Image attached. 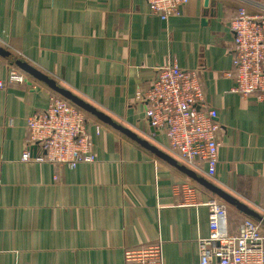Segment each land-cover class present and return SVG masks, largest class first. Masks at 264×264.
Returning a JSON list of instances; mask_svg holds the SVG:
<instances>
[{"label":"crops","instance_id":"0c3cea01","mask_svg":"<svg viewBox=\"0 0 264 264\" xmlns=\"http://www.w3.org/2000/svg\"><path fill=\"white\" fill-rule=\"evenodd\" d=\"M256 3L264 0H215L207 8L189 0L179 16L161 20L144 0H0V47L165 153L163 134L135 95L170 61L198 71L217 111L220 146L216 177L194 172L258 212L263 105L233 93L234 80L223 76L234 57L228 23L240 7L261 10ZM10 64L0 56V80ZM15 67L26 81L0 88V264H126L125 249L150 243L162 246L163 264H198L208 211L178 204V181L195 182L95 117L87 116L94 163L22 162L25 119L46 108L53 91ZM195 185L202 198L215 197ZM243 218L226 204L229 232Z\"/></svg>","mask_w":264,"mask_h":264},{"label":"built area","instance_id":"2783aa9c","mask_svg":"<svg viewBox=\"0 0 264 264\" xmlns=\"http://www.w3.org/2000/svg\"><path fill=\"white\" fill-rule=\"evenodd\" d=\"M148 14L161 20L179 16L189 0H144ZM255 13L238 9L229 21L232 35V67L224 77L232 78L231 91L241 98L254 96L264 109V4ZM196 70H186L175 61L157 69L151 86L137 92L143 114L150 126L164 136V148L174 159L193 171H203L208 179L216 177L220 130L217 111L206 101ZM57 81L56 77H50ZM24 75L14 64L8 65V84H23ZM84 111L55 92L48 105L25 119V149L22 162L50 163L74 167L96 161L87 130ZM100 128L96 124L95 130ZM39 153L31 155L32 147ZM181 206H205L208 232L197 241L198 264H264V234L260 223L245 217L235 232L226 224V204L216 197H204L193 182L178 181ZM264 218V207L258 211ZM160 243H150L123 251L126 264H163Z\"/></svg>","mask_w":264,"mask_h":264},{"label":"water","instance_id":"95a60500","mask_svg":"<svg viewBox=\"0 0 264 264\" xmlns=\"http://www.w3.org/2000/svg\"><path fill=\"white\" fill-rule=\"evenodd\" d=\"M214 2L215 0H203V6L207 8L209 5L212 6ZM0 56L8 60L9 62L15 64L22 72H24L29 77L41 81L43 84L48 86L53 92L57 93L61 97L71 102L73 105H75L76 107L84 111L86 114H88V116L91 115L95 117L98 121L120 132L121 134L127 136L129 139L135 141L145 149H148L158 158L165 161L167 164L171 165L172 167L176 168L178 171L186 175L195 183H198V185L209 191L215 197H217L218 199H220L221 201H223L228 205L230 204V206L234 207L237 211L241 212L245 217H249L252 220L260 223L261 226H264V218L261 217V215L258 212L249 208L246 204L241 203L236 198L228 194L226 191L214 185L212 182L199 176L193 170L184 166L169 154L163 152V150H160L156 146L150 144L145 138L140 137L136 133L127 129L126 127H123L122 125L117 123L113 118H111V116L105 114L102 111L97 110L94 106L84 101V99H81L80 97L72 93L70 90L60 87L59 85L56 84L57 82L53 81L51 78L47 77L43 73H40L37 69L32 67V65H29L26 62L17 59L12 53H10L9 51H7L5 48L2 47H0ZM35 148H36L35 146L32 147V149Z\"/></svg>","mask_w":264,"mask_h":264},{"label":"trees","instance_id":"16d2710c","mask_svg":"<svg viewBox=\"0 0 264 264\" xmlns=\"http://www.w3.org/2000/svg\"><path fill=\"white\" fill-rule=\"evenodd\" d=\"M238 12V11H237ZM237 12H236V14L232 17V19L237 15ZM231 20V19H230ZM87 115V114H86Z\"/></svg>","mask_w":264,"mask_h":264}]
</instances>
